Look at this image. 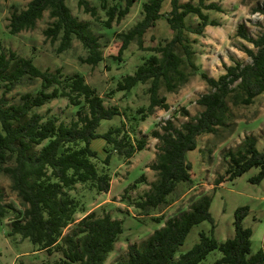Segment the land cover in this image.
<instances>
[{"label": "trees", "instance_id": "trees-1", "mask_svg": "<svg viewBox=\"0 0 264 264\" xmlns=\"http://www.w3.org/2000/svg\"><path fill=\"white\" fill-rule=\"evenodd\" d=\"M100 1V9L107 15L105 28L111 29L115 21H122L130 13L137 0ZM166 1L148 0L143 4V18L128 32L116 35L121 46L111 57L114 61L120 62L133 42L144 48V37L162 18ZM77 2L86 14L98 16V8L90 0ZM170 4L167 22L174 33L173 39L151 49L156 54L144 59L136 72L124 77L116 89L128 93L139 84H150V105L146 110L141 109V113L147 111L150 114L156 108L170 109L166 97L160 96L161 87L175 92L189 81L186 68L193 72L199 70L194 62L196 53L186 32L202 35L207 26L219 25L204 10L223 12L217 3L206 4L205 0H199L198 4L170 0ZM46 12L53 22L44 35L52 44L60 42L58 53L71 49L76 39L88 52V56L82 59L85 64L95 67L104 60L100 39L92 32L89 23L74 17L67 0H30L24 10L11 15L9 33L15 36L34 29ZM256 12L264 14V10ZM190 15L197 16L200 24L188 26L186 19ZM237 37L253 45L255 50L243 49L251 62L224 65L225 73L217 79L201 73L211 89L197 100L203 111L181 128L167 121L162 133H153L160 142L158 162L152 165V170L158 172V180L152 183L150 192L136 201L135 206L144 212L143 215L149 216L150 210L166 205L179 184L194 182V164L187 154L198 150L201 137L216 135L221 128L228 126L232 117L230 103L234 107L251 106L264 95V33L253 38L241 25ZM24 78L41 80L37 95L26 93L19 104L13 105L0 98V175L10 178L11 189L21 200L24 211L5 202L0 186V223L14 214L9 236L30 240L37 251L61 255L54 263L48 264H105L124 233L123 221L110 214L99 216L96 211L84 212L86 215L78 221L76 214L82 209L70 192L77 185L89 186L98 194L111 190L112 177L104 167L103 170L99 168L98 152L91 147L94 140L102 138L107 142L106 165L115 153L126 160L131 159L145 149V142L135 144L125 131L124 122L105 134H99L98 128L103 121L124 115L118 106L106 107L104 98L83 75L64 76L61 70L42 71L32 59L21 58L13 51L6 53L0 41V84L5 93L14 90ZM56 99H67L77 108V119L70 124L59 123L55 116L45 117L35 111ZM185 115L189 116V113L185 112ZM227 157L229 168L216 180V187L236 180L253 168L260 169V172L251 182L262 183L264 152L258 149L254 138L248 137L241 149L230 151ZM210 208L211 201L205 198L189 212L169 220L141 246H131L127 261L121 264H202L215 251L222 254L215 264H264V244L260 251L252 254L253 231L243 225L250 211L248 207L236 211L233 238L220 244L203 232L200 242L176 259L177 251L195 226L205 221L214 223ZM155 220L163 224V219ZM68 228L72 231L65 234Z\"/></svg>", "mask_w": 264, "mask_h": 264}, {"label": "rangeland", "instance_id": "rangeland-1", "mask_svg": "<svg viewBox=\"0 0 264 264\" xmlns=\"http://www.w3.org/2000/svg\"><path fill=\"white\" fill-rule=\"evenodd\" d=\"M110 1L112 3V0ZM198 1L180 0L181 3L194 4H198ZM205 1L206 4L217 3L223 12L204 10V13L219 25L207 26L202 35L186 32V37L196 53L194 62L199 70L193 72L192 69L186 68L190 75L189 81L175 92H168L162 86L160 96L166 97L170 109L156 108L149 114L147 111L141 113L140 110H146L150 105V84H139L128 93L117 92L116 89L124 77L136 72L144 59L156 54L151 49L163 46L173 39L174 33L167 22L171 11L170 0L163 4L162 18L157 22V26L145 35L144 48L141 49L137 42H133L120 62L111 58L121 46L116 35L128 32L143 18V4L148 0H137L130 13L122 21H115L111 29L105 28L107 15L100 9V0H90L91 4L98 8L97 17H92L80 9L77 0H67L74 17L89 23L92 32L98 36L103 46L104 60L95 67L83 62L82 59L88 56V52L78 40H74L71 49L58 53L60 42L52 44L46 39L44 31L53 22L49 12L45 13L34 29L11 35L8 29L11 15L24 10L30 0H0V41L6 53L13 51L21 58L32 59L42 71L61 70L64 76L76 73L83 75L86 82L104 98L106 107L118 106L124 114L103 121L98 133L105 134L124 122L123 127L135 144L139 141L145 142V149L137 152L131 159L126 160L115 153L106 165L104 162L108 156L105 151L107 142L102 138L94 140L91 147L98 152L99 168L103 170L104 167L112 177L111 190L109 193L98 194L89 186L77 185L76 189L70 192L71 196L79 201L82 209L76 214L78 221L92 211H96L99 216L110 214L112 218L123 221L124 233L105 264L124 263L128 259L131 246H141L157 230L164 227L166 222L189 212L195 204L205 198L211 201L210 211L214 223L205 221L195 226L184 245L177 251L176 259L198 244L203 232L220 244L233 238L235 214L243 207L250 209L243 225L253 231L252 254H256L263 247L264 180L260 184L251 182L260 169L253 168L220 187H216V180L225 175L229 168L230 160L227 154L241 149L248 137L254 138L258 149L264 152V95L259 96L251 106L234 107L230 103L232 117L228 126L221 128L216 135H205L199 139L198 150L187 154V158L194 164L196 174L192 184H179L176 192L168 198V203L159 209L150 210L149 216L143 215L144 212L135 206L136 201L150 192L152 183L158 180V172L152 170V165L158 162L160 142L154 138L153 133H162L167 121H171L176 128H181L184 123L203 111L197 100L211 89L201 77V73L217 79L225 73L224 65L251 62L243 49H255L252 44L237 37L241 25L247 28L248 34L253 38L264 33V14L256 12L264 10V0ZM186 24L190 27L197 26L200 19L190 15ZM0 87V98H4L8 105L19 104L22 95L39 93L41 80L24 78L8 93H5L1 84ZM35 111L45 117L55 116L59 123L70 124L77 119L78 109L67 99H56ZM185 112H188L189 116H186ZM0 186L4 191L5 202L19 211H24L21 200L11 189L8 176L0 175ZM14 217V214H10L0 223V264H48L60 258L58 253L49 255L47 252L37 251L38 248L28 239H22L20 236L10 237L9 231ZM158 218L163 219V224L157 223L155 219ZM71 231L72 228H68L64 233L69 234ZM221 257V252L215 251L202 264H215Z\"/></svg>", "mask_w": 264, "mask_h": 264}]
</instances>
